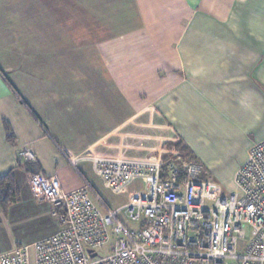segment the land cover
Wrapping results in <instances>:
<instances>
[{
  "label": "crops",
  "instance_id": "0c3cea01",
  "mask_svg": "<svg viewBox=\"0 0 264 264\" xmlns=\"http://www.w3.org/2000/svg\"><path fill=\"white\" fill-rule=\"evenodd\" d=\"M120 1L47 0L64 21L55 27L47 10L25 20L15 6L26 2L0 0V176L12 172L19 194L7 211L0 204V255L61 226L55 206L31 192L24 149L64 191L84 176L117 208L144 182L114 189L98 161L165 160L167 145L182 139L193 152L195 130L231 144L253 133L248 152L264 140V0ZM99 28L109 37L83 44Z\"/></svg>",
  "mask_w": 264,
  "mask_h": 264
},
{
  "label": "built area",
  "instance_id": "2783aa9c",
  "mask_svg": "<svg viewBox=\"0 0 264 264\" xmlns=\"http://www.w3.org/2000/svg\"><path fill=\"white\" fill-rule=\"evenodd\" d=\"M20 156L35 161L31 149ZM95 167L114 189L134 178L144 187L112 208L84 176L83 186L66 192L58 177L31 172V192L55 206L60 230L0 255V264H32L31 250L34 264H264V140L251 146L227 196L216 195L218 184L202 163L183 156ZM112 239L109 254L101 255Z\"/></svg>",
  "mask_w": 264,
  "mask_h": 264
},
{
  "label": "rangeland",
  "instance_id": "374dc122",
  "mask_svg": "<svg viewBox=\"0 0 264 264\" xmlns=\"http://www.w3.org/2000/svg\"><path fill=\"white\" fill-rule=\"evenodd\" d=\"M38 1L39 2H36L35 4V2L33 1L28 2V0H23V2L26 3L21 2L20 5L15 6V9H18L19 11L23 12V14L26 16L25 20L26 18L31 20L33 17H36V15H41L44 10H47L50 16V19L48 20L49 23L55 27H62L64 25V21L60 19L61 17L59 15V10L56 12L53 10L51 11L48 10L58 6L57 5L58 3L50 2L51 4H48L47 0H38ZM122 2L123 0L120 1L121 3L120 5L123 7ZM14 13L16 12L15 11L8 12L9 17L13 18L12 14ZM99 22L100 21H95L94 24L97 23L99 24ZM133 22H135V20H133L132 23ZM23 24L26 25V23ZM86 26L95 27L90 22ZM24 29L25 28L21 26L20 31H24ZM18 34L19 36L25 38L26 34L24 33H18ZM108 37H109L108 33H106L105 30L99 28V33L96 35V39L92 37V35H88L87 40L84 41L83 44L92 45L95 43H102ZM201 126L203 129L207 131H210L209 129L213 128V126H205L204 124H202ZM194 136L196 138L194 141L198 145L197 150H195L194 148L192 149L195 155L193 154L191 149H189V146L185 143V141L182 139V140H177V142L175 141L166 147L165 149L166 153L165 152L163 153V155L165 154L164 158L169 157L168 159H176L178 156H183L187 160H191L188 157L190 158L191 156L195 157L194 159L192 158V160H197L199 162L201 161V163L204 165V168L209 173L208 177L218 182V191L216 195L227 196L231 191L230 183L233 184V181L231 182L233 178L232 174L241 166L242 162L246 158L249 145L254 141V134L250 132L245 133V135L243 136L239 134L237 140L236 139L234 141L232 140L233 144L226 142L224 140L225 138L218 137L217 140H214V138L209 137L208 134L203 136L201 130H199L198 132L195 130ZM226 139L228 140L229 137ZM207 205L209 207H213L214 200L207 201ZM120 218L123 221V223L126 224L127 226H133L124 216L123 212H121ZM112 244H113V239L100 250L101 255H108Z\"/></svg>",
  "mask_w": 264,
  "mask_h": 264
},
{
  "label": "trees",
  "instance_id": "16d2710c",
  "mask_svg": "<svg viewBox=\"0 0 264 264\" xmlns=\"http://www.w3.org/2000/svg\"><path fill=\"white\" fill-rule=\"evenodd\" d=\"M5 129H6V137L7 140L11 143L15 142V136L10 128V126L8 124H5ZM177 142V141H176ZM170 145V144H169ZM167 145V146H169ZM169 157L165 158L168 159ZM189 159L192 160V158L194 159L195 157H188ZM192 161H196L197 160H192ZM23 165L32 172H37L36 168L34 167V163L32 161H26L25 163H23ZM19 197L18 194V189L15 185V180H14V176L12 174V172H10L9 174L5 175V176H0V204L2 206V208L4 209V211H7V209L9 208V206L17 201Z\"/></svg>",
  "mask_w": 264,
  "mask_h": 264
}]
</instances>
